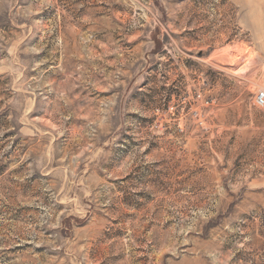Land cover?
<instances>
[{
    "label": "rangeland",
    "instance_id": "1",
    "mask_svg": "<svg viewBox=\"0 0 264 264\" xmlns=\"http://www.w3.org/2000/svg\"><path fill=\"white\" fill-rule=\"evenodd\" d=\"M264 0H0V264H264Z\"/></svg>",
    "mask_w": 264,
    "mask_h": 264
},
{
    "label": "built area",
    "instance_id": "2",
    "mask_svg": "<svg viewBox=\"0 0 264 264\" xmlns=\"http://www.w3.org/2000/svg\"><path fill=\"white\" fill-rule=\"evenodd\" d=\"M256 104L258 106H264V88L260 89L256 95Z\"/></svg>",
    "mask_w": 264,
    "mask_h": 264
}]
</instances>
